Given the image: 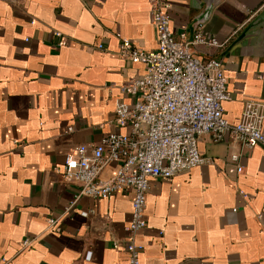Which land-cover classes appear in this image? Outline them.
I'll return each instance as SVG.
<instances>
[{"label": "crops", "instance_id": "1", "mask_svg": "<svg viewBox=\"0 0 264 264\" xmlns=\"http://www.w3.org/2000/svg\"><path fill=\"white\" fill-rule=\"evenodd\" d=\"M163 1L175 37L191 39L200 23L226 41L192 50L221 61L227 120L261 102L264 133V28L250 27L264 0ZM121 40L155 50L147 0H0V264H126L132 190L75 198L61 176L75 146L128 129L114 108L144 67L119 57ZM198 150L207 163L151 179L140 264H264V148L203 134Z\"/></svg>", "mask_w": 264, "mask_h": 264}, {"label": "built area", "instance_id": "2", "mask_svg": "<svg viewBox=\"0 0 264 264\" xmlns=\"http://www.w3.org/2000/svg\"><path fill=\"white\" fill-rule=\"evenodd\" d=\"M147 1L157 39L155 50H143L121 40L117 51L121 59L144 67L142 75L121 84L130 101L117 102L114 108L115 123L128 129L109 132L94 144L75 146L64 155L61 170L64 181L78 185L75 198H107L124 188L132 190L130 218L124 226L126 264H140L143 247L137 236L146 225L145 197L151 179L169 180L207 163L198 150L201 135L210 134L215 141L229 136L245 147L264 148L263 104L245 101L239 119L228 121L223 102L229 94L221 61L201 58L192 50L197 46L221 48L226 41L207 34L200 23L191 39L175 37L164 1ZM230 158L237 161L238 154ZM110 163L116 164L114 174L100 178ZM46 221L50 228L57 217ZM28 243L24 240L22 245Z\"/></svg>", "mask_w": 264, "mask_h": 264}, {"label": "water", "instance_id": "3", "mask_svg": "<svg viewBox=\"0 0 264 264\" xmlns=\"http://www.w3.org/2000/svg\"><path fill=\"white\" fill-rule=\"evenodd\" d=\"M256 26H261L264 28V8L259 12L256 18L250 24V27Z\"/></svg>", "mask_w": 264, "mask_h": 264}]
</instances>
